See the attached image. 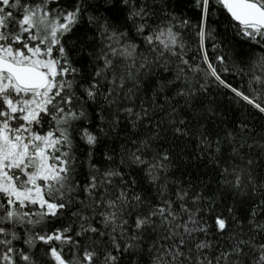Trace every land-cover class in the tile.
I'll return each instance as SVG.
<instances>
[{
  "label": "snow or ice",
  "instance_id": "obj_1",
  "mask_svg": "<svg viewBox=\"0 0 264 264\" xmlns=\"http://www.w3.org/2000/svg\"><path fill=\"white\" fill-rule=\"evenodd\" d=\"M0 264H264V0H0Z\"/></svg>",
  "mask_w": 264,
  "mask_h": 264
}]
</instances>
